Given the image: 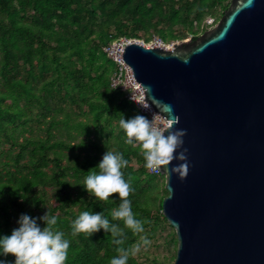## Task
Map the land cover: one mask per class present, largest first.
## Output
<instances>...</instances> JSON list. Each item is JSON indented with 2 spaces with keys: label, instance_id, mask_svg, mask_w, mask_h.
Wrapping results in <instances>:
<instances>
[{
  "label": "trees",
  "instance_id": "obj_1",
  "mask_svg": "<svg viewBox=\"0 0 264 264\" xmlns=\"http://www.w3.org/2000/svg\"><path fill=\"white\" fill-rule=\"evenodd\" d=\"M227 1L0 0V234H9L21 213L48 211L70 241L65 264H110L118 255L111 233H71L82 211L111 219L118 204L94 199L82 186L106 150L129 161L122 169L135 189L128 199L147 221L145 232L168 223L160 203L168 191L157 181L163 175L145 168L139 150L124 142L121 114L140 112L110 85L115 63L103 48L121 36L148 41L156 34L168 43L196 34ZM114 222L124 228V247L132 246L140 234ZM127 264L140 263L131 255Z\"/></svg>",
  "mask_w": 264,
  "mask_h": 264
},
{
  "label": "water",
  "instance_id": "obj_2",
  "mask_svg": "<svg viewBox=\"0 0 264 264\" xmlns=\"http://www.w3.org/2000/svg\"><path fill=\"white\" fill-rule=\"evenodd\" d=\"M121 57L154 111L185 130L186 177L159 172L171 264H264V0H230L192 42L132 40Z\"/></svg>",
  "mask_w": 264,
  "mask_h": 264
},
{
  "label": "clouds",
  "instance_id": "obj_3",
  "mask_svg": "<svg viewBox=\"0 0 264 264\" xmlns=\"http://www.w3.org/2000/svg\"><path fill=\"white\" fill-rule=\"evenodd\" d=\"M178 117L168 114L146 115L136 113L128 118L123 114L119 119V128L123 131L124 142L139 150L144 160V167L166 176L176 174L183 179L188 172L187 148L183 137L185 130L175 128ZM82 139V138H81ZM83 141V140H82ZM175 160L178 163H170ZM129 161L119 151L106 150L99 162L88 170L83 180V189L92 198L101 201H118L111 210V219L103 211H82L71 224L73 236L104 230L111 233L112 243L116 245L118 255L113 256L110 264H127L129 257L139 253L141 244L146 248L151 241L145 233V219H139L132 211L130 193L135 189L130 178L126 179L122 171ZM80 185V184H77ZM118 194L111 197V194ZM20 196V195H19ZM111 197V198H110ZM23 198L20 199L23 200ZM58 216L46 211L40 216L21 213L9 234H0V264H65L68 257L70 241L65 233L58 229ZM123 221L125 227L140 236V241L132 246L124 247V228L118 222ZM11 254L14 259L6 257Z\"/></svg>",
  "mask_w": 264,
  "mask_h": 264
},
{
  "label": "rangeland",
  "instance_id": "obj_4",
  "mask_svg": "<svg viewBox=\"0 0 264 264\" xmlns=\"http://www.w3.org/2000/svg\"><path fill=\"white\" fill-rule=\"evenodd\" d=\"M227 3H228L227 4V7H228L230 0H228ZM225 9L217 6L214 11V14L208 15L206 17L202 25L197 30L196 34L188 33L183 38L170 41L168 42V44L174 45V43L192 42L198 36L202 35L207 29L212 27L221 18ZM211 19L213 23L207 24L206 20H211ZM140 39L144 40V38H140ZM157 181L160 184H162L164 179L161 177H158ZM47 191H48V194H51L52 189L47 187ZM50 201L51 203H53L54 199L51 197ZM160 203H162V201ZM160 203L157 200L156 205L159 207ZM173 230H174L173 227L169 223H164L162 221L156 222L152 228L147 229L145 232L151 241L150 245L145 248L141 244L140 252L136 253L133 256L137 259V261L140 264H161V261H164L165 264H171L174 260L175 253H176V246H177V243L174 240L176 235L174 234ZM145 233H141L140 236L144 235ZM140 236L137 238L134 244L140 241Z\"/></svg>",
  "mask_w": 264,
  "mask_h": 264
},
{
  "label": "built area",
  "instance_id": "obj_5",
  "mask_svg": "<svg viewBox=\"0 0 264 264\" xmlns=\"http://www.w3.org/2000/svg\"><path fill=\"white\" fill-rule=\"evenodd\" d=\"M206 23L212 24L213 21L212 19L206 20ZM132 40L141 43L145 47H153L158 45L165 49H170L173 45L164 42L158 35L153 34L148 41H144L143 39H130L128 37L121 36L103 48L107 56L110 57L115 63V70L110 77V85L121 90L125 97L134 103L140 114L151 118V116L159 115L160 113L155 112L145 100L143 86L140 82L136 81L132 69L121 57V51L123 47ZM149 170L156 173V171L151 169Z\"/></svg>",
  "mask_w": 264,
  "mask_h": 264
}]
</instances>
